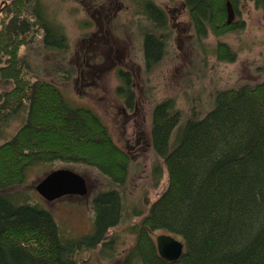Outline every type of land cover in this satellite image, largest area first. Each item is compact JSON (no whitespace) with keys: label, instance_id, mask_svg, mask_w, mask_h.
Listing matches in <instances>:
<instances>
[{"label":"trees","instance_id":"trees-1","mask_svg":"<svg viewBox=\"0 0 264 264\" xmlns=\"http://www.w3.org/2000/svg\"><path fill=\"white\" fill-rule=\"evenodd\" d=\"M133 1L141 16L163 30L159 36L144 35L148 68L159 61L169 27L151 0ZM247 1L264 19V0ZM241 2L184 3L196 37L203 39L214 23L221 25L220 34L242 29L243 22L225 19L227 11L236 16ZM64 40L41 0H0V140L14 117L25 111L22 124L0 143V264H74L72 256L82 246H107L100 244L97 233L118 217L121 207L115 189L92 198L96 227L86 244V238L68 241L59 236L49 213L28 196L10 193L25 185L27 170L60 161L92 167L116 187L125 184L128 158L99 116L70 105L54 84L38 80L20 53L37 41L51 50L65 45ZM217 53L219 60L235 61L227 45H219ZM127 93L130 108L133 94ZM191 111L183 119L169 99L152 109L151 146L168 182L138 230L170 232L183 242L182 255L175 262L164 261L148 237L147 249L135 246L130 254L135 261L126 255L122 264H264V82L217 92L204 117Z\"/></svg>","mask_w":264,"mask_h":264},{"label":"rangeland","instance_id":"rangeland-1","mask_svg":"<svg viewBox=\"0 0 264 264\" xmlns=\"http://www.w3.org/2000/svg\"><path fill=\"white\" fill-rule=\"evenodd\" d=\"M151 1L164 12L169 31L164 30L159 61L148 68L143 59L144 35L159 36L163 30L141 16L133 0H41L48 19L63 31L65 45L44 50L37 41L20 52L38 80L54 84L70 105L90 109L99 116L114 144L128 158L122 187L110 184L92 167L60 161L35 165L26 171L25 185L10 192L28 196L30 203L49 213L59 236L68 241L86 238L87 244L96 227L92 198L117 191L121 200L118 217L97 233L100 244L107 246H82L72 256L74 264H122L135 246L147 249L148 237L157 256L166 262L177 261L166 260L157 248L158 237L169 234L178 240L175 235L159 229L138 232L149 206L166 190L168 182L166 169L151 146L152 109L169 99L183 119L191 110L204 117L217 92L264 82V19L252 2L242 0L234 11L237 17L227 11L225 19L243 22L242 29L220 34L221 25L214 23L213 30L207 28L206 38L198 39L185 0ZM219 45L228 46L235 55L234 62L218 59ZM127 91L133 94L130 108L125 104ZM24 117L25 111L14 117L0 143L12 136ZM57 170L80 176L87 193L52 201L42 198L36 185ZM139 240L141 244L145 241L144 246H139ZM130 257L135 261L133 254Z\"/></svg>","mask_w":264,"mask_h":264},{"label":"water","instance_id":"water-1","mask_svg":"<svg viewBox=\"0 0 264 264\" xmlns=\"http://www.w3.org/2000/svg\"><path fill=\"white\" fill-rule=\"evenodd\" d=\"M35 190L42 198L49 201L57 200L70 194L80 196L87 193L85 181L80 176L64 170H57L49 174L36 185ZM157 243L159 254L163 257L166 255V260H177L180 258L183 247L180 242H176L169 236H161L158 237Z\"/></svg>","mask_w":264,"mask_h":264},{"label":"bare ground","instance_id":"bare-ground-1","mask_svg":"<svg viewBox=\"0 0 264 264\" xmlns=\"http://www.w3.org/2000/svg\"><path fill=\"white\" fill-rule=\"evenodd\" d=\"M137 12H138V8H137ZM138 13H139V12H138ZM212 108H213V106H212ZM212 108H211V109H212Z\"/></svg>","mask_w":264,"mask_h":264}]
</instances>
